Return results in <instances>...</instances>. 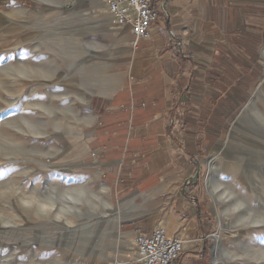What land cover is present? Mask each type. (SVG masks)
<instances>
[{"label": "rangeland", "instance_id": "obj_1", "mask_svg": "<svg viewBox=\"0 0 264 264\" xmlns=\"http://www.w3.org/2000/svg\"><path fill=\"white\" fill-rule=\"evenodd\" d=\"M103 3L0 0V264L134 256L136 197L112 191L90 155L92 101L122 79L132 51L128 30L125 46L96 25ZM260 61L259 86L188 182L212 264H264V51Z\"/></svg>", "mask_w": 264, "mask_h": 264}, {"label": "crops", "instance_id": "obj_2", "mask_svg": "<svg viewBox=\"0 0 264 264\" xmlns=\"http://www.w3.org/2000/svg\"><path fill=\"white\" fill-rule=\"evenodd\" d=\"M152 1L151 38L131 34L121 82L92 101V165L112 191L136 197L132 234L162 224L184 240L176 264H212L188 182L260 84L264 0Z\"/></svg>", "mask_w": 264, "mask_h": 264}, {"label": "built area", "instance_id": "obj_3", "mask_svg": "<svg viewBox=\"0 0 264 264\" xmlns=\"http://www.w3.org/2000/svg\"><path fill=\"white\" fill-rule=\"evenodd\" d=\"M114 27L129 30L139 40H149L158 13L152 0H104ZM98 152V151H97ZM93 153L98 159L99 152ZM135 259L141 264H176L185 252L184 240L170 236L158 224L149 233H139L132 242Z\"/></svg>", "mask_w": 264, "mask_h": 264}, {"label": "bare ground", "instance_id": "obj_4", "mask_svg": "<svg viewBox=\"0 0 264 264\" xmlns=\"http://www.w3.org/2000/svg\"><path fill=\"white\" fill-rule=\"evenodd\" d=\"M103 5H104V3H103ZM101 6V5H100ZM105 8H106V6H105ZM105 10H107V9H101V11H99L100 13H103V15H101L98 19H97V22H96V25L97 26H100V27H104L105 28V30H107V32H110V33H114V32H116V37L118 38V42L120 43V44H125V46H127L126 45V43H127V41H128V36L126 35V31L124 30H120V29H117V28H115L114 27V25L112 24V21H111V18L110 17H108V16H104V14H105ZM108 13V12H107ZM109 15V14H108ZM111 26H113V28L115 29V30H117V31H114L112 28H111ZM129 34H130V32H129ZM106 205V204H105ZM107 206V205H106ZM117 227H118V223H115L114 224V226H113V231H117ZM101 231H100V228H99V230H97V232H96V234H93L92 236L93 237H95V236H99V233H100ZM104 233H106V239L108 240V239H110L113 235H114V232H113V234L111 233L110 234V232H109V227L108 228H106V230L104 231ZM92 241H94V239H92ZM129 243H130V241H129ZM131 244H132V242H131ZM88 245H90V246H92L91 244H88ZM133 254V253H132ZM130 255H131V253L129 252V253H124L123 255H121L120 256V258L121 259H124V260H128V258L130 257ZM111 260V259H110Z\"/></svg>", "mask_w": 264, "mask_h": 264}]
</instances>
